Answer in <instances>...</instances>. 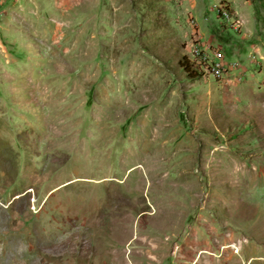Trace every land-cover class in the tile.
<instances>
[{
    "label": "rangeland",
    "instance_id": "1",
    "mask_svg": "<svg viewBox=\"0 0 264 264\" xmlns=\"http://www.w3.org/2000/svg\"><path fill=\"white\" fill-rule=\"evenodd\" d=\"M0 264H264V0H0Z\"/></svg>",
    "mask_w": 264,
    "mask_h": 264
},
{
    "label": "built area",
    "instance_id": "2",
    "mask_svg": "<svg viewBox=\"0 0 264 264\" xmlns=\"http://www.w3.org/2000/svg\"><path fill=\"white\" fill-rule=\"evenodd\" d=\"M218 17L229 21L230 13L225 8H220L217 12ZM231 25H236L232 23ZM230 25V27H231ZM237 26V25H236ZM192 56L195 59L194 64V74L197 76H208L211 77L214 81L223 83L225 85L230 84L229 77H231L235 68L239 69V66L236 63H227L224 61V58L221 55L219 49L207 45L203 49L198 48L193 50ZM251 54L246 55L245 59L251 60ZM253 59V58H252ZM260 60V58H258ZM235 81H240L242 79L240 71L237 73V76H234ZM232 81V80H231ZM238 83V82H237ZM236 84V83H235Z\"/></svg>",
    "mask_w": 264,
    "mask_h": 264
},
{
    "label": "trees",
    "instance_id": "3",
    "mask_svg": "<svg viewBox=\"0 0 264 264\" xmlns=\"http://www.w3.org/2000/svg\"><path fill=\"white\" fill-rule=\"evenodd\" d=\"M182 69L185 72L187 78L194 79L197 77V76H195L194 72L192 73V71H189L188 69H186L185 66H183Z\"/></svg>",
    "mask_w": 264,
    "mask_h": 264
}]
</instances>
